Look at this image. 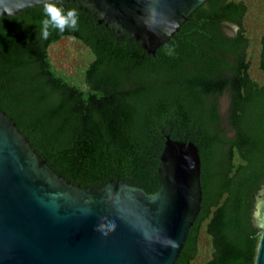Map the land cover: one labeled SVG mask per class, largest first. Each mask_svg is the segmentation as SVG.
<instances>
[{"label":"trees","instance_id":"16d2710c","mask_svg":"<svg viewBox=\"0 0 264 264\" xmlns=\"http://www.w3.org/2000/svg\"><path fill=\"white\" fill-rule=\"evenodd\" d=\"M39 39L42 4L0 19V111L81 189H157L167 136L192 143L200 209L174 264H254L264 180V0H207L153 54L98 22Z\"/></svg>","mask_w":264,"mask_h":264},{"label":"water","instance_id":"95a60500","mask_svg":"<svg viewBox=\"0 0 264 264\" xmlns=\"http://www.w3.org/2000/svg\"><path fill=\"white\" fill-rule=\"evenodd\" d=\"M205 1L56 0L89 7L99 23L147 54ZM39 4L0 0V19ZM199 165L192 143L166 136L153 193L119 180L81 189L56 175L0 111V264H174L200 209ZM252 220L254 264H264V180Z\"/></svg>","mask_w":264,"mask_h":264},{"label":"clouds","instance_id":"9594fccd","mask_svg":"<svg viewBox=\"0 0 264 264\" xmlns=\"http://www.w3.org/2000/svg\"><path fill=\"white\" fill-rule=\"evenodd\" d=\"M41 2L44 18L40 23L39 39L47 40L52 34L51 30L59 33L78 30L79 12L76 8L65 9L56 0H41ZM109 227H114V224ZM104 229V224L97 226V230L106 235Z\"/></svg>","mask_w":264,"mask_h":264}]
</instances>
